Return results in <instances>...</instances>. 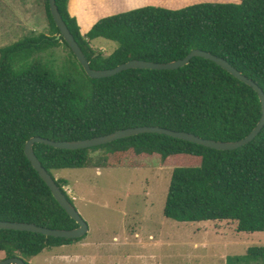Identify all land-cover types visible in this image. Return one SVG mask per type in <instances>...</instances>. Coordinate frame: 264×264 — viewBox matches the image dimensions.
<instances>
[{
    "label": "trees",
    "instance_id": "1",
    "mask_svg": "<svg viewBox=\"0 0 264 264\" xmlns=\"http://www.w3.org/2000/svg\"><path fill=\"white\" fill-rule=\"evenodd\" d=\"M55 0L67 28L94 70L141 60L168 63L193 50L225 59L264 93V0L199 3L178 10L146 6L105 17L82 35ZM49 33L25 37L0 49V221L70 230L66 214L24 154L32 137L80 141L136 127H160L202 139L234 142L257 124V93L215 63L193 57L177 70L130 69L91 79L63 41L44 3ZM96 39L117 43L108 56L93 49ZM64 46L61 66L40 55ZM52 172L86 167L114 168L157 156L188 161L173 169L163 215L179 223L234 221L237 232H264V127L253 141L218 151L166 135L139 134L89 149L61 150L34 144ZM100 152L93 161L92 154ZM86 236V235H85ZM0 229L4 258L35 257L46 249L82 240ZM225 264H264V246L251 247Z\"/></svg>",
    "mask_w": 264,
    "mask_h": 264
},
{
    "label": "rangeland",
    "instance_id": "2",
    "mask_svg": "<svg viewBox=\"0 0 264 264\" xmlns=\"http://www.w3.org/2000/svg\"><path fill=\"white\" fill-rule=\"evenodd\" d=\"M44 3L0 0V49L25 37L49 33ZM90 46L108 56L117 43L96 39ZM40 57L61 66L68 50L60 46ZM100 154H92L93 161ZM187 162H162L153 156L114 168L53 171L89 230L80 240L83 246L68 247L70 256L65 257V249L59 247L26 261L63 264L70 258L76 262L79 254L88 259L97 256L96 264H225L229 256L264 246V232H237L234 221L179 223L163 215L171 173Z\"/></svg>",
    "mask_w": 264,
    "mask_h": 264
},
{
    "label": "water",
    "instance_id": "3",
    "mask_svg": "<svg viewBox=\"0 0 264 264\" xmlns=\"http://www.w3.org/2000/svg\"><path fill=\"white\" fill-rule=\"evenodd\" d=\"M49 11L52 17V20L59 30L60 35L58 37H62L65 44L68 46L75 59L82 67L85 74L91 79H100L112 77L118 73H121L130 69H148V70H177L188 65L189 61L193 57H201L206 60H209L223 70L228 72L230 75L243 82L244 84L251 87L258 95L260 105H261V114L260 118L255 125V127L251 130V132L246 135L244 138L234 141V142H220L214 141L210 139H202L193 134L179 131H171L168 129L160 128V127H136L129 128L125 130H119L114 133L95 137L86 140L80 141H53L41 137H32L30 138L24 146V154L28 161L30 162L33 169L38 173L39 177L48 187L51 192L52 197L58 203V205L66 212V214L78 225L77 228L65 230V229H49L45 227H39L30 223H12V222H3L0 221V229L4 230H14V231H26L31 233H38L44 235L46 237L53 238H65V239H78L85 236L88 233V225L79 215L78 211L71 204L66 196L62 193L60 188L56 185L55 180L51 177V175L44 169L36 155L33 151L34 144H44L50 146L54 149L61 150H81V149H89L101 145H106L112 143L116 140L124 139L127 137L136 136L139 134H159L166 135L178 140L186 141L189 143H193L196 145L203 146L205 148L214 149L218 151H231L243 147L253 141L255 137L261 132L264 127V93L258 85H256L252 80L248 79L242 73H240L237 69H235L230 63H228L225 59L217 57L209 52L193 50L184 58L168 62V63H152L141 60H131L112 69L105 70H94L90 67L89 62L87 61L85 55L83 54L81 48L78 43L74 39L73 35L67 28L65 22L63 21L58 8L55 4V0H48ZM0 264H25L24 260L20 257H10L0 259Z\"/></svg>",
    "mask_w": 264,
    "mask_h": 264
},
{
    "label": "crops",
    "instance_id": "4",
    "mask_svg": "<svg viewBox=\"0 0 264 264\" xmlns=\"http://www.w3.org/2000/svg\"><path fill=\"white\" fill-rule=\"evenodd\" d=\"M241 0H68L67 10L71 17L76 19L82 35H85L92 26L102 18L128 12L134 9L154 6L170 10H178L190 5L199 3H234L238 4ZM81 241L73 242L69 245L61 246L65 249L63 254L65 257L70 256L71 252L67 250L69 246H83ZM59 248V247H58ZM54 249V248H51ZM55 253H52L54 255ZM76 262H72L71 258L63 264H96L97 256L89 259L84 255H75ZM73 257V256H71Z\"/></svg>",
    "mask_w": 264,
    "mask_h": 264
}]
</instances>
